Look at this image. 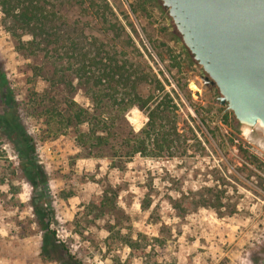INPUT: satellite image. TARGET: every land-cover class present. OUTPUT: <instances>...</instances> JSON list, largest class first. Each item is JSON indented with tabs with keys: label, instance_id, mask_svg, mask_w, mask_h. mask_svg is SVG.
Here are the masks:
<instances>
[{
	"label": "rangeland",
	"instance_id": "374dc122",
	"mask_svg": "<svg viewBox=\"0 0 264 264\" xmlns=\"http://www.w3.org/2000/svg\"><path fill=\"white\" fill-rule=\"evenodd\" d=\"M106 1L112 11L109 22L122 25L171 93L180 142L170 157L126 162L73 159L68 141L39 140V125L28 109L33 63L14 48L0 13V70L35 138L56 236L83 264H114L118 245L111 244L113 254L105 249L108 228L139 239L144 251L131 264H264V151L252 142L264 134L239 125L219 105L217 89L200 80L204 74L160 0ZM80 2L65 8L68 22L91 20ZM87 5L95 10L94 4ZM126 119L133 129L146 123L136 108ZM102 192L118 206L111 210V222L92 218L90 206ZM30 195L14 149L0 136V264H57L39 260L41 235L28 206Z\"/></svg>",
	"mask_w": 264,
	"mask_h": 264
},
{
	"label": "trees",
	"instance_id": "16d2710c",
	"mask_svg": "<svg viewBox=\"0 0 264 264\" xmlns=\"http://www.w3.org/2000/svg\"><path fill=\"white\" fill-rule=\"evenodd\" d=\"M77 2L0 0V13L8 23L14 48L33 63L28 68V109L29 116L39 125V140L68 141L73 159L127 162L134 157H170L171 150L180 142L171 93L164 90L145 55L122 25L109 22L112 11L106 0H81L80 6L85 5L81 11L91 20L68 22L64 10ZM88 3L94 4L95 10ZM132 12L137 13V8H132ZM145 16H149L147 12ZM39 83L43 86L37 90ZM8 86L0 70V136L14 149L23 178L31 187L28 206L41 235L39 260L83 264L56 236L53 208L45 196L47 176L36 159L35 138L21 118L25 109L19 106ZM132 108L146 118L138 131L126 119ZM106 193L102 192L90 206L94 221L103 217L113 221L111 210L118 206ZM107 232L109 238L104 245L108 251L114 248L112 243L130 250L122 262L117 250L112 258L114 264H131L132 260L141 259L144 249L138 238L132 240L130 235L112 228Z\"/></svg>",
	"mask_w": 264,
	"mask_h": 264
},
{
	"label": "water",
	"instance_id": "95a60500",
	"mask_svg": "<svg viewBox=\"0 0 264 264\" xmlns=\"http://www.w3.org/2000/svg\"><path fill=\"white\" fill-rule=\"evenodd\" d=\"M160 1L219 105L264 134V0Z\"/></svg>",
	"mask_w": 264,
	"mask_h": 264
},
{
	"label": "crops",
	"instance_id": "0c3cea01",
	"mask_svg": "<svg viewBox=\"0 0 264 264\" xmlns=\"http://www.w3.org/2000/svg\"><path fill=\"white\" fill-rule=\"evenodd\" d=\"M138 129H134V131H137ZM108 237H109V234H108V232H107V234H106ZM106 236V237H107ZM131 236V235H130ZM107 237V238H108ZM107 238H105V239H107ZM131 238H132V240H135L136 239V237H133V236H131ZM117 245L119 246V248H118V246L117 247H115V248H117V250H118V252H119V255L121 254V252L123 251V249H126L127 250V252H126V255H125V258L127 257V255H128V253H129V248L127 247V246H122V247H120V244H118L117 243ZM104 247H105V249L107 250V248H106V246L104 245ZM125 258H120V256H119V259L121 260V262L125 259ZM135 260V259H134ZM133 261V260H132Z\"/></svg>",
	"mask_w": 264,
	"mask_h": 264
},
{
	"label": "bare ground",
	"instance_id": "6f19581e",
	"mask_svg": "<svg viewBox=\"0 0 264 264\" xmlns=\"http://www.w3.org/2000/svg\"><path fill=\"white\" fill-rule=\"evenodd\" d=\"M244 128V127H243ZM256 128V127H255ZM257 129V128H256ZM248 130V128H247ZM246 136V135H245ZM249 138V137H248ZM264 138L260 139V138H256V139H252V142L261 150L264 151Z\"/></svg>",
	"mask_w": 264,
	"mask_h": 264
},
{
	"label": "flooded vegetation",
	"instance_id": "af4514ba",
	"mask_svg": "<svg viewBox=\"0 0 264 264\" xmlns=\"http://www.w3.org/2000/svg\"><path fill=\"white\" fill-rule=\"evenodd\" d=\"M205 86H208V87H214V86L210 85L209 82H208Z\"/></svg>",
	"mask_w": 264,
	"mask_h": 264
}]
</instances>
